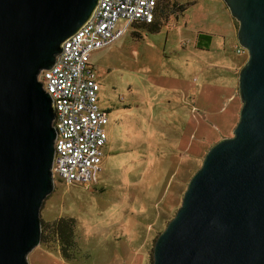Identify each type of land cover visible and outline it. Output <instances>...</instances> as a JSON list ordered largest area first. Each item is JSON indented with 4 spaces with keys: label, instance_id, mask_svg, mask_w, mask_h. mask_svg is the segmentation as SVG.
<instances>
[{
    "label": "rangeland",
    "instance_id": "1",
    "mask_svg": "<svg viewBox=\"0 0 264 264\" xmlns=\"http://www.w3.org/2000/svg\"><path fill=\"white\" fill-rule=\"evenodd\" d=\"M191 2L173 14L175 3ZM168 3L166 10L159 4L166 24L160 33L137 27L93 55L101 105L111 109L102 171L91 185L55 179L41 213L42 243L29 264H154L156 241L191 179L210 149L233 136L248 55L236 53L230 11L221 0ZM201 32L214 33L211 45ZM184 85L195 89L185 92ZM61 218L76 221L72 261L51 228Z\"/></svg>",
    "mask_w": 264,
    "mask_h": 264
},
{
    "label": "water",
    "instance_id": "2",
    "mask_svg": "<svg viewBox=\"0 0 264 264\" xmlns=\"http://www.w3.org/2000/svg\"><path fill=\"white\" fill-rule=\"evenodd\" d=\"M100 0H0V264H29L55 190L58 132L40 76ZM248 60L233 136L216 143L158 237L154 264H264V0H224Z\"/></svg>",
    "mask_w": 264,
    "mask_h": 264
},
{
    "label": "built area",
    "instance_id": "3",
    "mask_svg": "<svg viewBox=\"0 0 264 264\" xmlns=\"http://www.w3.org/2000/svg\"><path fill=\"white\" fill-rule=\"evenodd\" d=\"M157 7L158 0H100L92 18L64 43L53 69L42 72L40 81L56 111L55 179L69 185L97 183L109 141L110 111L101 105L93 55L135 26L152 24ZM237 53L247 54L242 47Z\"/></svg>",
    "mask_w": 264,
    "mask_h": 264
},
{
    "label": "trees",
    "instance_id": "4",
    "mask_svg": "<svg viewBox=\"0 0 264 264\" xmlns=\"http://www.w3.org/2000/svg\"><path fill=\"white\" fill-rule=\"evenodd\" d=\"M164 4V9L166 10L169 7L168 0H159L158 1V7H157V13L155 17V21L152 24L149 25H141V26H135L134 28L139 27L140 30L146 31L151 34H158L161 32L163 27L166 26L164 20L158 19V12H159V4ZM196 2H191L189 5L186 6H178L176 3L174 6L176 7V12L173 11V14L177 12H186L191 6H193ZM200 38H205V35H200ZM208 39V43L211 41L210 37H206ZM44 225V222H42V227ZM75 226L76 221L75 219H66L61 218L56 220L52 223L51 228L54 231L55 236L59 240L60 245V252L62 256L69 261L75 260L76 253L75 250H77L76 240H75ZM45 238V237H44Z\"/></svg>",
    "mask_w": 264,
    "mask_h": 264
},
{
    "label": "crops",
    "instance_id": "5",
    "mask_svg": "<svg viewBox=\"0 0 264 264\" xmlns=\"http://www.w3.org/2000/svg\"><path fill=\"white\" fill-rule=\"evenodd\" d=\"M232 18V17H231ZM230 24H231V27L233 28V33H234V35L236 36V38H237V27H236V23H235V21H234V19L232 18V21L230 22ZM205 35V34H207L206 36H208V37H210L211 38V41H210V45H211V42H212V36H214V33H203V32H201L199 35ZM197 45V44H196ZM240 47V45H239V43H238V41L236 42V53H237V49ZM198 49V48H197ZM207 49V48H206ZM205 49V50H206ZM206 51H208V50H206ZM234 53V52H233ZM238 55H242V54H238ZM243 56V55H242ZM244 65V64H243ZM242 65V66H243ZM231 70H233L234 68H233V66L230 68ZM241 69V68H240ZM235 70V69H234ZM183 87V89L185 90V92H189V93H192L191 91L192 90H194L195 89V87H194V85H191V86H189V87H186L185 85L184 86H182ZM230 90H231V88H229ZM104 108H106V107H104ZM106 109H108V108H106ZM109 111H110V116H111V109L109 108Z\"/></svg>",
    "mask_w": 264,
    "mask_h": 264
}]
</instances>
